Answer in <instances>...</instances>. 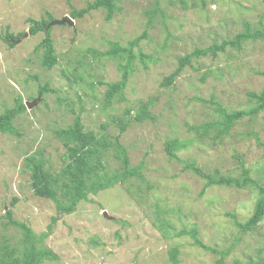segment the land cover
<instances>
[{"label": "rangeland", "instance_id": "374dc122", "mask_svg": "<svg viewBox=\"0 0 264 264\" xmlns=\"http://www.w3.org/2000/svg\"><path fill=\"white\" fill-rule=\"evenodd\" d=\"M89 1L93 0H0V114L14 106L18 96L33 103L16 120L21 135L0 134V246L9 242L23 247L22 230L5 216L11 209L13 218L36 234L47 231L52 217H58L42 244L57 258L44 259L43 264H173L169 255L173 246L179 248L178 264L258 262L264 258V220L250 231L235 223L252 214L256 189L207 187L204 178L168 158L165 143L174 138L189 141L177 152L181 160L224 177H240L244 162L252 177L264 184V150L256 142L258 137L264 144V111L243 117L220 136L213 127L200 130L206 135L191 128L221 118L212 101L228 112L255 104L248 93L264 87V40L249 38L241 49L229 45L216 56L193 57L174 83H162L179 57L234 39L245 31V21L252 32H264V0H204L205 4L120 0L122 9L110 21L99 9L73 19L72 25L62 23L73 7L82 8ZM158 5L165 18L157 14L148 27V12ZM49 14L56 20L50 28L58 59L51 69L41 63L44 49L39 44L45 32H29L31 18L49 19ZM146 30L147 37L132 49L135 66L125 98L114 100V106L105 110L103 82L119 80L121 72L118 59L99 53L110 50L112 42L129 46ZM8 34H20L21 39L11 45V38L5 39ZM43 86L48 91L40 92ZM149 99L155 119L132 121L122 136L132 165L144 162L142 177L128 183L132 192L117 184L91 194L93 201H82L75 212L62 215L54 201L33 193L23 160L44 148L51 164L59 167L64 148L53 134L55 129L69 125L81 112L86 129L100 133V126L113 114ZM107 131L119 132L114 125ZM109 167L115 170L117 161ZM160 214L169 228L160 227ZM192 228L218 253L194 245L188 233L177 235ZM228 249L222 258L221 252Z\"/></svg>", "mask_w": 264, "mask_h": 264}, {"label": "trees", "instance_id": "16d2710c", "mask_svg": "<svg viewBox=\"0 0 264 264\" xmlns=\"http://www.w3.org/2000/svg\"><path fill=\"white\" fill-rule=\"evenodd\" d=\"M120 0H93L89 1L82 8H74L70 13L72 19L83 18L93 10L102 9L105 11V19L110 21L114 15L121 11V6L118 5ZM205 4L204 0H202ZM151 16L147 22V26L154 25V17L160 14L163 18L160 6L148 12ZM56 21L51 14L49 19L42 17L40 20L30 19L31 26L30 34L34 35L39 31L45 32L44 39L40 42L44 53L41 59L42 65L51 69L57 64L58 59L55 53V46L51 36L50 25ZM245 31L238 33L234 39L223 41L222 44H213L206 48H195L192 52L182 55L178 58V65L172 73L165 77L163 86H168L174 83L175 79L180 76L184 68L191 63L193 57L212 54L216 56L218 51H224L227 46L231 45L241 49L242 42L252 38L263 39L264 32L261 30L251 31L250 23L245 21ZM147 30L130 42L129 46H122L119 42H112L110 50L99 53L100 56H106L113 59H118V68L121 72V78L113 82H103L107 89L104 95L103 107L105 110L111 109L113 101H121L124 97V89L134 71L136 55L132 51L133 47L138 46L141 39L147 37ZM20 34H8L5 38H11L12 45ZM143 58L145 55L140 53ZM151 58V56H147ZM39 91L44 93L48 91L46 86L39 88ZM249 97L255 101V104L246 110H233L228 112L227 109L221 106L217 101L211 103L216 107V112L220 113V119L211 122H205L196 128L199 133L201 129L207 130L213 127L217 131V135L227 134L232 129L237 121L245 116L255 117L261 111H264V87L260 92H249ZM81 101V97L79 96ZM153 99L148 101L139 100L134 108H125L122 114H113V117L104 122L100 127L102 132L87 130L82 120V113L75 114L72 123L65 127L57 128L53 131L64 151L61 154V164L59 167L53 166L49 157L45 154L44 148H39L36 151L28 154L24 160V168L29 172L30 184L33 193L36 196L51 199L55 202L57 212L59 214H72L76 211L77 205L82 201H93L90 195H97L101 191L109 189L117 184L126 186L128 192L131 191V185L128 184L131 178H141L144 162L133 166L129 154V148L122 142V136L127 131L132 121L144 122L146 120H154L155 115L151 111ZM114 106V105H113ZM112 106V107H113ZM26 102L21 96L15 100L12 107H6L0 114V134L21 135L15 125L17 118L27 111ZM74 110V109H72ZM111 125L118 128L119 132L116 135L108 133ZM206 135L207 132L201 133ZM257 144L263 148L264 144L257 137ZM189 141L174 138L166 141L165 151L169 159H175L184 164L185 170H191L195 174L206 180L207 187L212 185H226L237 188L253 187L257 191V201L254 210L250 217L244 222L235 220V223L244 231L255 229L264 220V184L260 183L251 175V169L241 162V176L224 177L220 176L219 172H204L200 167L192 161L186 162L181 160L177 152L188 145ZM117 161L118 167L113 170L110 168V162ZM24 170V169H23ZM24 170V171H25ZM150 187V185H149ZM136 194V193H135ZM15 203V202H13ZM7 222L13 226L20 228L23 232L22 243L23 247L18 244H10L9 242L0 246V264H43L44 259H54L57 255L52 251L44 248L42 245L44 240L50 235L54 224L58 217L53 216L48 230L40 234H36L33 229L24 222L15 220L12 216V210L6 212ZM234 216V215H233ZM160 227L169 228L170 226L158 215ZM168 230L165 231V235ZM188 233L193 240L194 245L203 248L206 251L218 253V250L207 246L199 238V233L196 228L191 230H182L177 235ZM231 249L221 252L222 258L226 257ZM170 260L173 264L179 263V248L173 246L170 251ZM250 264H264V258H259V261H251Z\"/></svg>", "mask_w": 264, "mask_h": 264}, {"label": "water", "instance_id": "95a60500", "mask_svg": "<svg viewBox=\"0 0 264 264\" xmlns=\"http://www.w3.org/2000/svg\"><path fill=\"white\" fill-rule=\"evenodd\" d=\"M62 23H67V24L72 25L74 23V21L71 17L67 16L62 20ZM26 34H28V33H26ZM19 39H21V37ZM26 105L28 108H31L33 103L32 102H26Z\"/></svg>", "mask_w": 264, "mask_h": 264}]
</instances>
